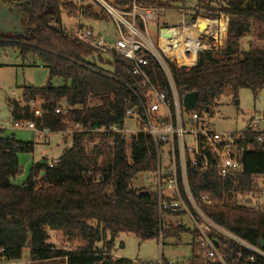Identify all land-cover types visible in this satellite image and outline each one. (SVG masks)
<instances>
[{
	"label": "trees",
	"instance_id": "trees-1",
	"mask_svg": "<svg viewBox=\"0 0 264 264\" xmlns=\"http://www.w3.org/2000/svg\"><path fill=\"white\" fill-rule=\"evenodd\" d=\"M1 1L11 11L23 14L26 34L0 33V55L6 49L18 50L23 58L34 55L49 72L46 87H24L21 100L10 103L14 124L33 121L38 129L51 133L65 131L74 122L90 125V129L122 125L127 86L141 89L140 80L125 61L118 57L104 60L62 26L64 12L85 20L112 21L103 8L95 2L98 12L72 0ZM177 1L112 0L124 13H131L134 3L140 8L181 13L184 7L173 6ZM216 1L199 0L197 7L187 9V18L195 22L227 16L224 45L200 52L191 69H178L169 62L181 97L197 94L196 111L201 116L227 91L237 100L242 89H249L255 97L264 89V45L240 52L241 40L254 24L264 21V0ZM136 21L142 27L141 20ZM260 37L264 41V31ZM148 73L159 89L168 90L165 75L153 60ZM53 79L65 84L55 87ZM62 104L76 109L66 116L56 115ZM36 109L42 116L34 115ZM69 138L71 145L56 165L50 168L46 159L36 163L25 183L17 185L19 155L33 154L35 144L4 136L0 129V264H22L25 249L29 251L25 264H136L113 258L120 234L134 235L141 243L160 241L157 194L132 187L139 174L155 168L151 140L139 137L128 154L130 147L119 137L111 140L105 134L88 132ZM242 166L241 173L226 181L213 174L190 172V186L197 198L203 194L211 197L212 205L205 210L216 223L264 249V213L239 201L257 192L258 180L264 176V145L254 141ZM47 230L62 233L71 248L57 249L49 242ZM185 233L190 230L171 225L162 238L179 240Z\"/></svg>",
	"mask_w": 264,
	"mask_h": 264
},
{
	"label": "built area",
	"instance_id": "built-area-1",
	"mask_svg": "<svg viewBox=\"0 0 264 264\" xmlns=\"http://www.w3.org/2000/svg\"><path fill=\"white\" fill-rule=\"evenodd\" d=\"M93 1L116 25L117 39L107 41L84 25L82 17L71 34L74 39L103 56L122 59L140 80L141 89L127 86L128 91L123 98V124L90 129V125L85 127L74 122L59 133L40 130L33 121L14 124L13 128L29 130L41 136L67 133L71 137L76 133L89 132L105 134L111 140L119 137L130 147L128 154L139 137L151 140L156 164L153 170L144 174L152 183L151 190L146 191L157 194L160 241L163 240V232L171 227L166 221L168 218L189 219L192 230L188 229L193 234L192 253L188 260L174 263L161 258L158 264H264V249L216 223L205 210V207L212 205L211 197L203 194L197 198L190 186V172L213 174L223 181L241 173L242 159L253 150L254 141L264 145V117L249 121L241 132L213 129L205 122V114L201 116L196 107L190 111L185 108L184 97L178 92L169 65V62H174L178 69L195 67L200 52L218 50L223 46L227 24L222 30V20L199 18L191 22L182 15L180 27L163 28L164 36L159 33L157 38H152L149 23L157 22L158 10L140 8L134 3L132 12L124 13L114 6L112 0ZM137 18L141 20L142 27L138 26ZM199 22L209 23L204 34L198 32ZM175 30L185 36L175 38ZM167 34H171V37H167ZM154 41L158 43V48ZM180 56L187 61L183 65L179 63ZM151 60L163 71L167 91H162L157 83L151 81L148 73ZM75 109L62 104L56 108L55 114L66 116ZM42 114L39 109L34 111L36 117ZM128 123H132L135 129L129 131ZM58 162L59 159H56L48 165L52 168ZM252 209L264 213V202H257Z\"/></svg>",
	"mask_w": 264,
	"mask_h": 264
},
{
	"label": "rangeland",
	"instance_id": "rangeland-1",
	"mask_svg": "<svg viewBox=\"0 0 264 264\" xmlns=\"http://www.w3.org/2000/svg\"><path fill=\"white\" fill-rule=\"evenodd\" d=\"M80 6H92L99 12L97 4L93 0H72ZM199 0H178L173 3L175 8L184 7L181 13L177 10L158 11L156 23H149V32L152 38H157L160 30L163 28L180 27L183 21L182 15L188 16L189 9L197 7ZM215 3L216 0H206ZM188 9V10H187ZM228 24L229 18L222 15L219 21ZM80 23V17L75 15L62 14V26L68 33H74ZM82 23L91 27L96 34H100L107 41L113 42L117 39L116 25L113 21H92L82 20ZM264 31V21L254 24L249 35H246L240 42V52L244 53L250 49V46L262 47L263 39L260 37ZM227 36L224 35L223 45ZM219 40L221 37L218 38ZM154 40V39H153ZM158 48V43L154 41ZM104 60H110L109 56H102ZM100 67H104L97 62ZM0 129L4 130V136H15L22 142L34 143L35 151L33 154H20L19 162L21 173L14 179V183L22 185L28 178L31 168L36 163H43L44 159L50 164L59 159L63 150L71 145V138L67 133L52 134L50 136H41L34 134L29 130L14 129V122L10 112V103L20 101L22 88L46 87L49 83V72L34 55H28L23 58L18 50L6 49L0 55ZM55 87L63 86L65 83L61 79L51 81ZM37 102L35 106H39ZM264 117V89L257 97L249 89H242L235 100L231 91H227L222 98L212 107L210 112H206L204 120L213 129L219 132H241L248 125L249 121L261 119ZM69 128V127H68ZM67 128V129H68ZM66 129V130H67ZM135 126L128 123V130L132 131ZM150 180L144 173L139 174L133 181L132 187L138 190H151ZM243 200V201H241ZM241 205L254 208L257 202H264V176L258 180L257 192L251 194L245 199H239ZM168 225L174 227L186 226L192 230V223L187 218L172 220L168 218ZM50 240L57 249H70L71 245L60 232L47 230ZM193 234H183L179 240L166 239L165 241H148L141 243L134 235L120 234L116 239L115 248L112 252L113 258L131 260L136 264H158L163 258L167 262L182 263L188 260L192 253ZM101 246V245H100ZM29 251L24 250V259L22 264L28 262ZM116 257H115V256Z\"/></svg>",
	"mask_w": 264,
	"mask_h": 264
},
{
	"label": "water",
	"instance_id": "water-1",
	"mask_svg": "<svg viewBox=\"0 0 264 264\" xmlns=\"http://www.w3.org/2000/svg\"><path fill=\"white\" fill-rule=\"evenodd\" d=\"M24 16L21 12L11 11L4 3L0 0V33L3 35L12 36H23L26 34L24 25ZM208 22H199L197 29L200 34H204L208 28ZM165 30L160 31L161 35L164 36ZM167 37H171V34H167ZM184 106L187 110H193L197 106V94L190 93L184 97ZM44 163V162H43ZM44 176V172L41 174ZM264 243H262V246Z\"/></svg>",
	"mask_w": 264,
	"mask_h": 264
},
{
	"label": "bare ground",
	"instance_id": "bare-ground-1",
	"mask_svg": "<svg viewBox=\"0 0 264 264\" xmlns=\"http://www.w3.org/2000/svg\"><path fill=\"white\" fill-rule=\"evenodd\" d=\"M225 24H226V23H225ZM225 24H223L222 21L220 22V25H221V27H222V30H225ZM173 34H174L175 38H177V39H180L181 37H184V36H185L184 34H181L178 30L173 31ZM181 40H182V39H181ZM186 62H187L186 59L180 56V58H179V63H180L181 65H183V64L186 63Z\"/></svg>",
	"mask_w": 264,
	"mask_h": 264
},
{
	"label": "crops",
	"instance_id": "crops-1",
	"mask_svg": "<svg viewBox=\"0 0 264 264\" xmlns=\"http://www.w3.org/2000/svg\"><path fill=\"white\" fill-rule=\"evenodd\" d=\"M115 256V255H114ZM116 257V256H115Z\"/></svg>",
	"mask_w": 264,
	"mask_h": 264
}]
</instances>
